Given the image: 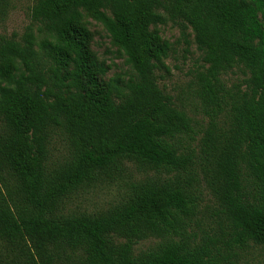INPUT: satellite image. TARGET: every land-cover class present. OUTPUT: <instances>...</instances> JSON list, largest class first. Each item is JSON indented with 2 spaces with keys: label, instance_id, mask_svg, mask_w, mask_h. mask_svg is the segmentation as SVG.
I'll return each instance as SVG.
<instances>
[{
  "label": "trees",
  "instance_id": "obj_1",
  "mask_svg": "<svg viewBox=\"0 0 264 264\" xmlns=\"http://www.w3.org/2000/svg\"><path fill=\"white\" fill-rule=\"evenodd\" d=\"M14 1L0 0V22ZM86 17L128 80H103ZM29 18L23 35H0V264H239L264 249V0H33ZM168 24L203 54L202 120L160 85ZM129 165L145 177L119 202L67 211Z\"/></svg>",
  "mask_w": 264,
  "mask_h": 264
},
{
  "label": "rangeland",
  "instance_id": "obj_2",
  "mask_svg": "<svg viewBox=\"0 0 264 264\" xmlns=\"http://www.w3.org/2000/svg\"><path fill=\"white\" fill-rule=\"evenodd\" d=\"M33 0H15L9 11L8 16L0 22V35H12L16 33L23 35L30 27V12ZM86 22L92 33L91 50L100 63L107 68L103 80L126 81L130 75V69L126 65L125 57L118 51L109 38L104 27L86 17ZM158 30L163 40L172 45L170 57L167 64L170 67V74L166 75L165 80L160 82L167 93L173 95L183 103L189 113L199 120H202L199 112L198 102L195 98V87L192 85L196 74L203 71V54L197 48L194 34L188 31V40L181 36L180 29L172 24L159 26ZM241 73H231L226 79L230 81L241 77ZM67 154V147L61 138H56L52 148V160L61 161ZM145 174L139 173L132 165H129L121 178L113 182L99 184L96 187L87 189L72 198L67 204V211L73 213H96L103 211L119 202L125 195L129 184L134 180H140ZM213 200L205 192L201 204L202 216L208 218L213 213ZM158 240L151 239L138 243L135 247L136 253L147 250L154 246ZM239 264H264V249L251 246L246 250L239 251Z\"/></svg>",
  "mask_w": 264,
  "mask_h": 264
}]
</instances>
